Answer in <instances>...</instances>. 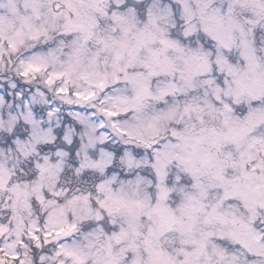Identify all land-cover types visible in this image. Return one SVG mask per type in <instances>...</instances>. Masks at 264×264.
<instances>
[{
	"label": "snow or ice",
	"instance_id": "6c2138e0",
	"mask_svg": "<svg viewBox=\"0 0 264 264\" xmlns=\"http://www.w3.org/2000/svg\"><path fill=\"white\" fill-rule=\"evenodd\" d=\"M0 264H264V0H0Z\"/></svg>",
	"mask_w": 264,
	"mask_h": 264
}]
</instances>
